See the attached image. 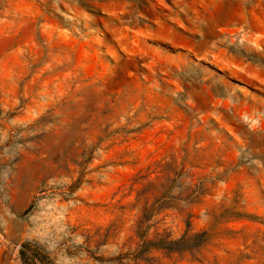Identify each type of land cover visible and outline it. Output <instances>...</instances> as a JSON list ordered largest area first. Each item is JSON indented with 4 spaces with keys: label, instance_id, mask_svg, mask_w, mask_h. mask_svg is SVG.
<instances>
[{
    "label": "rangeland",
    "instance_id": "374dc122",
    "mask_svg": "<svg viewBox=\"0 0 264 264\" xmlns=\"http://www.w3.org/2000/svg\"><path fill=\"white\" fill-rule=\"evenodd\" d=\"M0 264H264V0H0Z\"/></svg>",
    "mask_w": 264,
    "mask_h": 264
}]
</instances>
